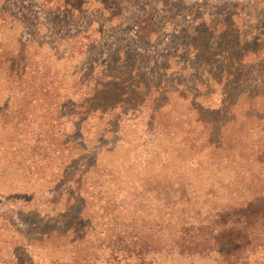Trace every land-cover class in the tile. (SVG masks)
<instances>
[{
  "label": "rangeland",
  "instance_id": "374dc122",
  "mask_svg": "<svg viewBox=\"0 0 264 264\" xmlns=\"http://www.w3.org/2000/svg\"><path fill=\"white\" fill-rule=\"evenodd\" d=\"M119 1L0 0V264H264L206 232L264 191V0Z\"/></svg>",
  "mask_w": 264,
  "mask_h": 264
},
{
  "label": "trees",
  "instance_id": "16d2710c",
  "mask_svg": "<svg viewBox=\"0 0 264 264\" xmlns=\"http://www.w3.org/2000/svg\"><path fill=\"white\" fill-rule=\"evenodd\" d=\"M120 2L121 0L117 4H120ZM123 75L126 78L124 80L128 83V87L124 94L125 99L121 103L128 105V100L135 102V99L139 98L141 99L139 102H142V99L157 93V90H154L156 85L153 83H140L136 75L133 76V74L123 73ZM106 77L112 82H123L119 75L105 73L101 76L102 79ZM257 82L254 93L248 92L242 95H246L248 101L247 109L251 110L248 115L255 119L257 122L256 127H261L260 129L264 133V73H258ZM139 107L140 105L137 102L133 104L132 109ZM150 107L154 114L162 106L153 104ZM93 108L95 112L102 111V109L97 107ZM108 125L109 127L111 126L110 123ZM258 163L264 168V148L259 152ZM261 172L264 174V171ZM261 178L264 180V175ZM220 221L219 224L215 221L212 226H207L206 232L211 234V238L214 237L217 247L221 248L219 251L227 257L234 255V253H242L247 247L250 250L264 249V191L256 197H246L233 205L231 203L227 204ZM212 246L213 248L215 247L213 244ZM174 249V247L170 248V250Z\"/></svg>",
  "mask_w": 264,
  "mask_h": 264
}]
</instances>
